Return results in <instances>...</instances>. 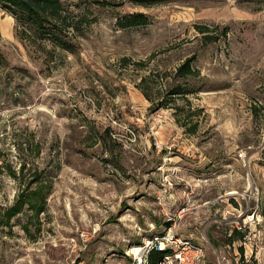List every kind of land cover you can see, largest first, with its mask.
Listing matches in <instances>:
<instances>
[{
	"label": "rangeland",
	"instance_id": "rangeland-1",
	"mask_svg": "<svg viewBox=\"0 0 264 264\" xmlns=\"http://www.w3.org/2000/svg\"><path fill=\"white\" fill-rule=\"evenodd\" d=\"M60 1L72 53L0 7V215L51 186L0 224V264H127L169 227L205 264H264V0Z\"/></svg>",
	"mask_w": 264,
	"mask_h": 264
},
{
	"label": "trees",
	"instance_id": "trees-1",
	"mask_svg": "<svg viewBox=\"0 0 264 264\" xmlns=\"http://www.w3.org/2000/svg\"><path fill=\"white\" fill-rule=\"evenodd\" d=\"M139 2L143 6H149L161 3V0H139ZM0 7L21 25L23 33L29 38L41 41L47 40L51 44L70 53L74 51L72 40L68 38V30L72 28V24L69 23L68 17L64 15V9L60 0H0ZM117 22L121 29H132L146 27L149 24V18L141 13H132L123 15ZM197 29L201 34L209 31L203 27H197ZM191 62V59H187L178 66L174 78L191 77L195 73ZM142 82L145 84L146 79H142ZM139 89H141L146 100H150L153 104L154 99L151 98L150 94H147L146 89H143L142 86ZM184 92L182 86L178 84L170 87L165 92V95L173 101L174 98L184 95ZM163 105V102H159L156 104L155 109L159 110L163 108ZM32 180L30 186L28 183L23 189L20 188L13 199V204L0 215V224L5 227L11 226V220L24 210L30 212L35 217L44 212L47 203L46 199L51 190L50 183L37 173L32 176ZM32 184L35 185L34 189H31ZM239 234L238 232H233L235 236ZM240 238H242L241 235ZM234 240L236 239L233 238L231 242ZM239 252L242 253L241 248ZM161 256V254L155 252L150 254L151 264H155Z\"/></svg>",
	"mask_w": 264,
	"mask_h": 264
},
{
	"label": "built area",
	"instance_id": "built-area-1",
	"mask_svg": "<svg viewBox=\"0 0 264 264\" xmlns=\"http://www.w3.org/2000/svg\"><path fill=\"white\" fill-rule=\"evenodd\" d=\"M154 252L162 255L155 264H205L204 247L177 235L172 227L126 252L127 264H151L150 254Z\"/></svg>",
	"mask_w": 264,
	"mask_h": 264
}]
</instances>
